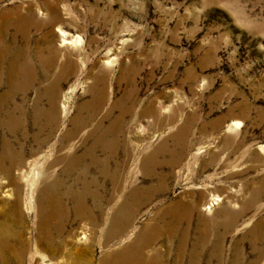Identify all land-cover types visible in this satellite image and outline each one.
Wrapping results in <instances>:
<instances>
[{
	"label": "rangeland",
	"instance_id": "374dc122",
	"mask_svg": "<svg viewBox=\"0 0 264 264\" xmlns=\"http://www.w3.org/2000/svg\"><path fill=\"white\" fill-rule=\"evenodd\" d=\"M0 33V264H70L66 254L84 264V248L99 264L180 200L195 208L183 249L184 220L153 248L163 264H194L195 250L208 264L201 233L256 190L217 234L224 264H264V240L253 236L264 232V0H0ZM160 147L145 175L142 159ZM66 155L80 158L68 177ZM54 180L68 216L55 257L38 227V210L52 205L40 190ZM89 182L94 218L74 219ZM132 188L154 196L138 197L130 228L106 243Z\"/></svg>",
	"mask_w": 264,
	"mask_h": 264
},
{
	"label": "bare ground",
	"instance_id": "6f19581e",
	"mask_svg": "<svg viewBox=\"0 0 264 264\" xmlns=\"http://www.w3.org/2000/svg\"><path fill=\"white\" fill-rule=\"evenodd\" d=\"M61 38L64 44L69 43L67 39H65L63 33L61 35ZM99 99L100 97H97L95 99L94 109L100 108ZM55 111H56V106L55 103L53 102L49 107L48 111L45 112L46 117L54 118ZM18 113L21 112L18 111ZM36 117L41 118L43 117V115L42 113L37 112ZM89 118H92V116H90ZM119 121H120L119 119H115L112 122L113 124L107 130L108 134H112L115 131H117ZM162 151L163 148L160 147L155 151L154 154L151 153V155L144 157L142 159L141 170L145 175H147L150 172V169L157 164L155 158L156 153L159 154ZM66 157L67 158L64 161L65 163L64 171H62V173L68 177L72 173V170L76 168V166L79 164L80 158L77 156L75 157V156H67V155ZM168 165L170 166V168L173 166L171 160H170V164L168 163ZM89 185L90 182L84 183L82 190L79 193H77L76 196L74 197V206L72 209L75 217L74 219L80 220L81 218L86 217V215L91 220L92 218H94L92 217V210L86 208V205L84 203L85 196L91 195L92 198L94 197V193L89 192V187H88ZM60 186L61 184L58 181L54 180L50 182L49 186H44L41 188L42 191L40 190V192L44 193L43 195L44 199L49 202L51 200L52 205L50 206V208L46 209L48 210L46 214H44L42 210H38L40 219L43 218L38 224L39 234L42 236L41 238L45 240L44 242V244L46 245L45 247L52 250L53 257H55L57 252L60 250L59 245H57V242L55 240V236L61 235L63 229L62 224L64 221L67 220L68 217L66 205L61 202L59 203L58 206L55 204V201L57 202L60 199L57 197L58 196L57 193ZM136 190L137 189L132 188L131 191L126 196V202L124 204H121L120 206H117L114 210V213L111 215L112 216L111 224L109 223L108 228L103 233L106 243L115 237H119L123 235L124 232L127 231V228L128 229L130 228L131 221L133 220L134 214L137 211L136 204H138L137 203L138 197H141V200L143 201H148L152 196H154L153 194L152 196H149L147 198L145 194L139 195ZM261 195L262 193L260 190L254 191L252 194V198L243 205V207L240 209V212L229 213L224 223L222 222L223 225H220L215 221V222H211L208 227L206 226L207 228L203 231V233H201L203 238L201 239L199 244L201 245V247H206L208 245H210L211 247L210 253L206 258L208 264H211L212 261H214V264H224L223 249H222V243L224 240L223 234H225L224 231L229 232V230L234 228V225L236 224L237 221V217L239 216L238 214L244 212V210L247 209V207H249L254 200L259 199ZM54 197H55V201L53 200ZM214 201H216V203L211 202L207 210H210L211 208H213V206H217L218 201L217 200ZM93 209H94V205H93ZM194 210L195 208L193 206H190L187 202H184L182 200L178 201V203L176 204H169L167 206H164L163 208L162 207L158 208L155 211L153 220H151L149 224L142 227L141 230L137 233L135 237H133L132 240H129L126 244L122 246V249L119 252L104 253L101 257V260L99 261V264H163L161 262V256L160 253L158 252V249L153 248L157 239L162 235H167L168 239L172 237L177 231V226L181 224L182 220H184L186 229L181 234V239L179 244V250H182L186 240V233L188 230V220L190 214ZM199 221H202L201 224L205 223L203 215L200 216ZM261 222L262 223L257 224L258 227L256 231L262 228L264 219L261 220ZM46 227L47 228L49 227L50 229L48 230L46 229ZM219 227H223V234H217ZM50 231H53L54 235L49 234ZM253 236L254 239L256 240H258L259 238L264 240V232L262 233V231L259 233L255 232ZM147 248L152 249V251L149 252V254L145 252ZM83 251L84 252L82 254H85L84 264H90V261L92 260V251L89 248L87 249L84 248ZM193 252L195 254L194 264H197L202 251L197 252V250H195ZM180 254L181 252L179 253V255ZM66 256H68L67 259H69L68 261H70V264H75L74 263L75 261L73 259H75L78 256V254L77 256L66 254ZM257 263L258 262L255 261V264ZM175 264H180V263L177 261L175 262Z\"/></svg>",
	"mask_w": 264,
	"mask_h": 264
}]
</instances>
